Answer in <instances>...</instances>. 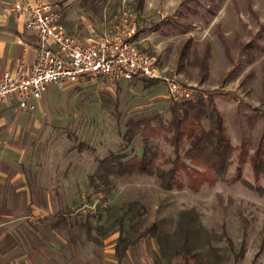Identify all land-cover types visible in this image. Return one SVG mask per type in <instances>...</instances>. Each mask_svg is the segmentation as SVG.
<instances>
[{"label": "rangeland", "instance_id": "obj_1", "mask_svg": "<svg viewBox=\"0 0 264 264\" xmlns=\"http://www.w3.org/2000/svg\"><path fill=\"white\" fill-rule=\"evenodd\" d=\"M183 1L145 0L144 10L138 14L135 0H127L126 3L122 0H108L99 6L97 14L84 13V16L100 32L124 4L133 10L139 22L138 38L146 40L139 45L140 49L157 59L168 78L190 87L194 94L211 95L225 118L232 144L243 147L250 157L259 146L264 148V106L259 102L264 66V0H253L254 13L247 12L244 8L239 14L228 13L223 9L209 28H205L201 20H196L194 26L184 27L189 33L164 36L165 23L175 20ZM81 2L82 0H71L68 7L65 4L59 5L62 22L68 8L69 12L79 17L76 12L81 8ZM76 21L80 22V19ZM219 23L226 29L237 31L244 42L251 45L247 53L236 55L234 63L224 56L218 39L209 36L210 29ZM74 32L70 33L75 34ZM189 38L199 42L211 39V78L206 84L196 82L194 74L187 77L176 71V49ZM249 53L254 59L253 64H248ZM251 70L256 72L257 79L249 81L247 87L242 88L241 82ZM147 84L150 83L143 80L121 81L117 84L100 80L64 90L54 84L47 87L42 105L37 109V118L51 126V134L55 137L51 144L58 146L57 150L53 149L51 152L52 180L56 177L61 179L66 171L67 180L72 178L73 181L68 185L66 193L71 199H76V202L71 208L72 213L64 218L65 221L60 222L58 230L55 229L61 240L53 234L47 236L53 222L42 227L38 224L41 236H44H38L35 240L37 246L55 247L60 257L58 264H119L116 257L119 240L126 242L137 239V244L128 248L121 264H182L181 258L174 257L171 253L168 258L164 257L156 238L151 235L140 236L155 228L157 235L173 237L178 229L180 214L195 210L200 214L201 225L206 230L218 236L226 233L235 244L236 251L241 246L245 247L246 253L240 264H264V194L261 192V189L264 190V180L256 182L249 160L243 166V178L252 188L235 180L238 166L236 160L226 181L215 186L206 185L197 192L188 188L166 192L155 178L147 177L139 171L131 176L111 175L109 192L96 193L91 189L88 178L96 175L97 158L105 159L120 153H126L130 157L143 155L141 137L128 148L121 138L129 120L154 115H162L169 120L171 100L167 86L161 82L151 83L152 87H147ZM103 95L117 100L119 116L118 113L114 114L103 108ZM80 142L87 144L82 152L77 148ZM153 143L164 156L173 157V149L165 133ZM58 156L60 160L55 159ZM134 203L139 206L131 207ZM115 206L119 207L120 216L125 219L123 226L118 218L112 221L105 218V213ZM57 211V207H53L52 213L55 216ZM88 213L104 215L101 221L96 218L92 220L94 228L101 229L102 234L115 231L114 235L104 240L103 246L87 242L78 229L77 223ZM216 246L226 247L227 243L218 242ZM228 264L234 263L231 261Z\"/></svg>", "mask_w": 264, "mask_h": 264}, {"label": "trees", "instance_id": "obj_2", "mask_svg": "<svg viewBox=\"0 0 264 264\" xmlns=\"http://www.w3.org/2000/svg\"><path fill=\"white\" fill-rule=\"evenodd\" d=\"M68 0H65L67 2ZM108 0H82L85 10L97 14L99 6ZM253 0H184L175 20L165 23L164 36L172 37L189 33L184 27L195 24L201 20L205 28H209L213 19L223 10L226 12L241 13L244 8L247 12L254 13ZM63 4V3H62ZM145 0H135V10L141 14L144 10ZM65 19V15H64ZM63 23V22H62ZM211 38H217L224 56L231 62H235L236 55L247 53L251 45L244 42L241 35L231 28L226 29L222 24L214 26L209 31ZM177 69L179 74L187 77L195 75V81L206 84L211 78V61L213 59V45L211 39L195 41L193 38L186 39L176 49ZM248 64H253L254 59L248 55ZM264 66H262L261 96L259 102L264 106ZM257 79L255 71L251 70L241 82L245 88L249 81ZM152 87L158 81L143 80ZM250 94V91L247 92ZM102 106L119 116V105L103 95ZM169 120L162 115H154L148 118L131 119L126 124V130L121 135L126 147H131L138 137L143 144V155L133 156L126 153L112 154L105 159H96V175L89 177L91 189L100 193L109 192L111 189V175L131 176L136 171L147 177L155 178L161 189L166 192L183 190L199 191L204 186H215L219 182L228 179L229 173L236 160L235 180L242 184L252 186L243 178V166L250 161L253 176L256 182L264 180V148L259 146L252 156L248 157L243 147L232 144L228 135L225 118L218 110L215 100L206 93H197L189 100L181 103L171 101L169 107ZM167 135V141L173 149L172 156H164L154 140ZM87 147L86 143L80 142L78 150L82 152ZM262 194L264 190L261 189ZM138 203L131 204L137 208ZM68 214L72 213L67 210ZM121 210L115 206L105 213L107 221L118 218L121 226L124 217L120 216ZM104 218V215L96 216L88 213L82 221L77 223L78 229L85 240L96 246H103L104 240L115 234V231L101 233V229L93 226V219ZM151 235L157 239L160 253L168 258L171 253L179 257L182 264H240L245 256V247L241 246L236 251L235 244L222 233L219 236L206 230L200 222V214L191 210L182 212L179 216L178 229L173 237L169 235H157L155 228L147 230L140 236ZM138 240H119L116 247L118 263L126 254L128 248L137 244ZM226 242V247H217L218 242Z\"/></svg>", "mask_w": 264, "mask_h": 264}, {"label": "crops", "instance_id": "obj_3", "mask_svg": "<svg viewBox=\"0 0 264 264\" xmlns=\"http://www.w3.org/2000/svg\"><path fill=\"white\" fill-rule=\"evenodd\" d=\"M70 1L0 0V79L22 65L34 64L38 54L39 39L27 29L28 17L14 11V5L44 2L63 3L68 7ZM66 11L62 25L68 33L82 41L88 39L90 29L97 28L84 16L91 12L85 10L81 2L76 12L79 22L69 8ZM137 41L140 45L146 40L137 38ZM42 101L43 98L36 102L37 109ZM37 109L16 112L0 103V264H58L60 257L55 247L37 246L35 240L44 236L38 224L42 227L53 222L47 236L53 234L61 240L55 231L71 214L67 210L71 211L76 202L66 193L73 182L71 177L67 180L66 171L61 179L52 180L51 152L58 146L51 144L55 140L51 126L37 118ZM53 207L58 209L56 216L52 213Z\"/></svg>", "mask_w": 264, "mask_h": 264}, {"label": "built area", "instance_id": "obj_4", "mask_svg": "<svg viewBox=\"0 0 264 264\" xmlns=\"http://www.w3.org/2000/svg\"><path fill=\"white\" fill-rule=\"evenodd\" d=\"M126 3L127 0H122ZM28 17L27 29L39 39L37 59L22 65L0 79V103L16 112H35L51 84L64 90L103 80H153L167 86L169 99L176 103L195 95L187 87L168 78L155 57L140 49L139 22L136 13L125 4L101 32L90 29L85 41L70 35L62 25L59 5L37 2L13 7Z\"/></svg>", "mask_w": 264, "mask_h": 264}]
</instances>
